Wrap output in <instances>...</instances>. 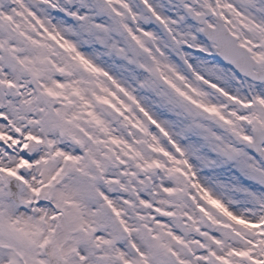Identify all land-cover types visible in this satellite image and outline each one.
Listing matches in <instances>:
<instances>
[{
	"label": "snow or ice",
	"instance_id": "snow-or-ice-1",
	"mask_svg": "<svg viewBox=\"0 0 264 264\" xmlns=\"http://www.w3.org/2000/svg\"><path fill=\"white\" fill-rule=\"evenodd\" d=\"M0 264H264V0H0Z\"/></svg>",
	"mask_w": 264,
	"mask_h": 264
}]
</instances>
